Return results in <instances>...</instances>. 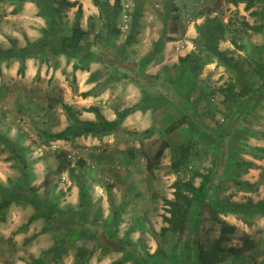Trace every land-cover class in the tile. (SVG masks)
<instances>
[{
	"label": "rangeland",
	"instance_id": "374dc122",
	"mask_svg": "<svg viewBox=\"0 0 264 264\" xmlns=\"http://www.w3.org/2000/svg\"><path fill=\"white\" fill-rule=\"evenodd\" d=\"M77 1L79 2V0ZM233 1L120 0V8H116L118 11H115L114 19L116 26L121 30L117 39V44H120L121 47L117 53L121 54L123 52L122 54L125 56L122 65L132 68L134 73L137 70V72L141 71L144 74L153 75L150 72H146V70L150 66L156 65L159 61L158 55L154 56L144 53L150 43L148 40L141 41L134 38L132 42L125 45L121 52L124 42L122 38L129 32L143 36L141 35V29L145 24L143 25L140 20L152 25L151 29L153 31L156 28L157 31L161 29V33L170 34L176 30L175 34L178 37L181 34H185L187 26L193 20L201 17L206 20L209 18L222 20L230 17L234 22H240L241 18L246 16L239 15L237 11L229 7V2ZM2 2L7 4L11 3V0H2ZM138 2H141V13L138 15L137 25L131 28L132 10ZM248 2L256 6V9H253L251 13H247V18L249 21L253 20L255 26H259V22L264 20V0H248ZM227 7L228 9L225 10ZM212 10H216L217 13L210 12ZM229 10L232 11L229 12ZM260 10L261 13L257 14ZM7 12L9 13V11ZM11 13L16 12L12 10ZM75 13L76 7L62 9L61 19L66 27L72 26ZM1 15H3V9L2 13H0ZM94 22V31L98 32L101 27V21L98 20V16H94ZM161 24L162 27L159 28ZM83 26H86V29L90 27L89 23ZM104 30L108 31V29ZM103 36H105V33ZM250 37L249 40L251 39ZM250 42L254 44L255 48L251 47V45L248 47L243 41H240L239 45L243 53L233 50L231 57L236 66L226 69L224 72H221L220 69L218 71V68H216L210 72L200 69L194 73L189 70L183 73L181 72L182 67L179 63V57L177 60L176 56L179 53L178 47L179 51L187 52V43L182 39L178 47L174 45L169 48L168 61L162 67V71H160L162 72V78L170 80V83L163 84V89L166 91L168 98L163 99V97L150 90L148 92L152 93L150 95L151 100L163 99L160 106L157 105L155 107L156 105H153L154 131L148 135L141 133L140 138H133L128 136V133H123L119 135L118 141L114 146H112L113 143L108 142L93 144L81 136H70L68 139L53 140L50 137L51 134L64 129L68 125V120L62 107L64 102L63 88L52 81L51 84L50 80L45 83L46 79L40 77L38 73L33 76L32 80L27 81L24 75H20L18 72H10V68L6 72L3 70V66H0V178H2L6 186L13 188L12 191H16L14 189L16 186H22L27 182L34 186H39L42 180L48 177L47 190L54 186L52 188L53 196L57 203L64 208L69 204L64 201L67 200V196L71 195V187L75 184L73 173H69L70 169L75 172L77 170L76 163L82 162L83 165L77 172L83 176L85 184L95 198H98L101 193L106 195L108 198L106 206L110 211L116 207V203L119 200L123 199L125 202V207L121 209L122 219L116 237L123 238L122 240L126 244V251H120V253H123L125 258L131 261V264H141L142 257L148 259L150 264H192L193 251L191 244L195 217L193 205L186 214L185 229L182 232H168L166 235H154L153 233H159L160 228L167 225L165 218L169 216V206L165 200L174 199L173 182L177 176L185 181L192 178V173L195 170L205 173L211 168L210 165L208 166L205 163L209 158V154L206 144H204L203 148L205 151L202 154L200 164L191 163L188 164V167L179 169L178 173L174 172L171 162L174 158H178L181 155L182 146H185L186 152L197 154L195 157L200 155L198 153L199 138H196L197 135H194L195 138H193L185 127L177 126L179 128H175L178 130L175 136L174 121L183 115L182 106L189 105L190 102L194 103V100L198 97L201 98V109H206L207 105L212 107L213 115H203L201 119L209 125L210 129L219 128L220 124L227 121L226 115L234 109V102L238 99L236 97L245 94L247 87H258L255 70L258 63H264V35L257 40L251 39ZM202 45V42H197L195 50L198 47H202ZM12 63L9 62L7 67H10L9 65ZM110 67L101 66L99 72H102L103 76H105L111 71ZM137 68L141 70L139 71ZM113 69L114 71L118 70L116 68ZM160 72L158 71L157 74H160ZM133 77L134 75L129 72L127 76L123 77L124 80L121 83L129 82ZM159 82L162 81L159 80ZM231 85H234V89L231 91L226 90V92L231 95L233 100L230 99L229 101L233 103L226 107L227 111H224L226 101H223L222 93L226 87L229 88ZM173 86L178 87L176 92H174ZM262 87L261 93L250 100L246 113L241 115L236 122L234 120L231 123L230 135L225 141V148L228 149L231 160L228 163H225V160L218 163L210 187V199L227 200V195L231 197L234 192L232 188L237 187V182H240L241 172L246 171L250 166L246 163H243L242 166L239 163L237 164L235 160L237 156L234 154V150L238 148V144H245L246 146V135L254 133L256 130L264 129V127L255 128L257 122H261V116H264V83ZM229 108L230 111H228ZM188 109V112L192 113V108ZM169 128L173 129L169 130ZM245 128L246 130L249 129V131H245ZM212 131L210 130V132ZM203 139L205 143L208 142L207 139ZM163 140L168 143V147L164 150L161 158L156 159V152ZM15 141L23 149L27 163L26 175L22 174V163L7 145V143L11 144ZM69 163L70 169L59 171L61 164L63 166ZM262 174L261 178L264 179V169ZM192 180L194 185L197 186L200 182V177L195 176ZM233 201L240 202L239 200ZM15 202L26 204L24 201ZM8 209L0 216L2 218L7 216L8 224L16 225L26 218L25 213L16 212L15 209ZM85 212L83 210L84 215ZM209 215L210 213L205 211L203 222L201 223L204 236L207 235L210 226V222H208ZM220 217L237 227L238 232L232 240L233 245H240L238 238L242 233L248 234L254 241L252 249L244 251L240 258L231 259L228 264H255L260 262L264 257V248L262 249L264 247V235L261 234L264 233V225L259 223L260 216H240L224 213V215L220 214ZM40 220L41 222L44 221L43 223L46 225L49 224L57 235L64 232V227L58 225L54 219L48 222L42 218ZM110 231H113V228L108 227L106 232L109 233ZM89 232L97 234L96 241L89 242L88 245L91 247L89 249L92 250V253L93 251L96 253L100 252L99 255H101L105 251L112 249L106 246L108 241L104 240L100 228L90 227ZM13 235L15 233H9L11 237L6 240V243L9 244L8 246L15 244L12 238ZM86 239L87 237L82 240ZM116 240L112 239L110 243L114 247L118 245ZM80 242L79 244H87L86 242ZM99 248H101L100 251ZM14 250V253H17L16 249ZM134 251H137L138 254Z\"/></svg>",
	"mask_w": 264,
	"mask_h": 264
},
{
	"label": "trees",
	"instance_id": "16d2710c",
	"mask_svg": "<svg viewBox=\"0 0 264 264\" xmlns=\"http://www.w3.org/2000/svg\"><path fill=\"white\" fill-rule=\"evenodd\" d=\"M18 1L22 3L24 1L35 2L38 12L37 15L43 17L46 20V27L41 30L42 36L33 42H27L23 47H17L13 40H10L12 46L7 49H0V60L11 62L12 60L19 61L18 74L24 75L25 71V59L36 58L40 61H48L49 58H55L59 55H64L67 61L73 60V69H87L91 62H99L102 66L110 68H116L118 70L124 71L122 76H127L128 73L134 75V79L139 87L143 90V102H147V106L151 105H161L163 99H167L168 95L163 89V84L170 83V80L164 79L160 74L149 75L140 72L134 73L132 68L125 67L122 65V61L125 59L122 50L125 45L129 44L134 40L135 33L129 32L123 42V47L121 48V54L117 51L120 49V44H117L118 36L120 35V28L115 24L114 13L120 8V0H114L110 3V0H92L93 5L97 7L99 14L98 20L101 21V27L98 32H95V22L94 17L89 16L88 29H83L80 24V18L82 16V6L78 1L69 0H11V2ZM249 4H247L248 6ZM76 7V15L72 26L66 27L61 19V12L63 8ZM141 2L136 3L132 10V22L131 28L137 25L138 15L141 13ZM16 8V7H15ZM14 8V9H15ZM118 8V9H116ZM16 11V10H15ZM212 12V11H210ZM208 12V13H210ZM245 25L248 24L245 22ZM104 29H108L105 31ZM200 34L202 47L199 49L204 51V56L199 54H186L183 57H179V63L182 67L181 72L185 73L187 70L190 72H197L203 67L204 62L210 58L207 54L213 55L219 64L232 68L236 66L233 58L227 56L225 53L217 48V41L220 38L218 32L221 33L223 30V25H217L216 23H210L205 21V24L201 26ZM105 31V32H104ZM105 33V36H103ZM165 38L162 35L156 42L153 43V48L151 49L149 55H154L158 47H161L165 42ZM234 43V42H233ZM119 55V56H118ZM136 69V66H135ZM256 74L258 79V87H247L245 94L241 96L238 95L235 100L234 109L227 114V121L220 124L219 128L213 130L207 125L202 126L197 125L192 116L188 113V108H196L197 103L200 101V97L194 100V103L190 102L189 105L182 106L184 110L183 115L174 121L175 127L180 125H185L190 132L191 136L194 137V133L203 130L204 136L198 137L199 148L198 153L200 155L195 157L197 154H191L186 152L185 146L181 147V155L178 158H174L171 162V166L175 173L180 171L179 169L183 167H188V164H195L201 162L202 154L204 153V144H206L208 154L212 150V165L209 170L205 173H200L198 170L194 171L192 178L197 176L200 177V182L196 186L191 179L183 181L177 176L173 182L174 188V199L165 200L169 206L168 212L169 216L166 217V226L160 228V232L154 235H166L168 232H182L185 229L186 214L190 211L193 205V238H192V264H228L231 259L240 258L244 251L250 250L254 247V241L251 236L246 233L240 234L238 240H240V245H233L232 240L237 235V227L234 224L227 222L220 217V214L228 213L240 216H260L264 215V203L253 202L251 199H247L244 202H236L230 199L218 200L210 199L209 192L211 183L214 179V173L219 162L223 160L225 155V141L230 135L231 123L236 122L238 118L246 113V109L250 104V100L256 98L262 91V86L264 83V63H258L256 68ZM141 73V74H140ZM158 80V81H157ZM161 80L162 82H159ZM72 82H75V77L72 76ZM171 84H173L171 82ZM174 92L178 90V87H174ZM202 89V88H201ZM234 89V85L231 87H226L222 93L223 100L228 102V106L232 105L233 102L229 101L231 95L226 92V90L231 91ZM150 91L157 93L160 99H150L152 93ZM203 93V90H202ZM258 99V98H257ZM233 100V99H231ZM197 101V103H196ZM62 107L65 111L68 125L57 132L51 134L53 140L57 139H68L70 136H102L112 132L120 123L121 119L125 117L129 112L134 110L137 106H132L125 108L121 112L117 113V118L114 121L106 120L100 113L97 107L91 106L88 108H83L95 113V121L81 120L77 113L78 111L74 109L71 105L67 103H62ZM230 111V108L228 109ZM198 126V127H197ZM173 128H169L172 130ZM219 129V130H217ZM210 130L212 132H210ZM153 126L146 129L142 134H151L153 132ZM245 131H249V129ZM247 133V132H246ZM248 134V133H247ZM250 134V133H249ZM253 134V132L251 133ZM247 137V135H246ZM197 138V137H196ZM201 138V140H200ZM203 138L207 139L205 143ZM236 139V138H235ZM7 141V139H6ZM10 151L16 154V158L22 163L23 171L22 174L26 175L27 163L23 153V149L20 148V144L15 141L11 144L7 143ZM239 145V144H238ZM168 147V143L163 140L156 152V159H160L164 150ZM211 148V150H210ZM239 148V147H238ZM237 149L234 150V152ZM237 152V151H236ZM231 160V159H230ZM229 160V161H230ZM61 163V162H60ZM59 163V165H60ZM237 163V162H236ZM69 164H61L59 171H67ZM82 162L76 163V171L73 172L70 169L69 173H73V178L75 180V185L78 188V206L77 209L70 207H61L53 196V187L47 190L49 184V178L45 177L39 186L31 185L30 183L23 184L22 186H16V191H12L13 188H9L4 184H0V213L4 214V211L8 206L15 201H24L35 207V216H31L27 223L32 221L35 217H42L45 221L55 220L58 225L64 227V232L61 234L59 240L74 243L76 239H83L88 236L89 239H96L97 234L94 232H89L88 229L93 227L95 229L100 228L102 231V236L104 240L108 241L106 246L111 247L115 251H126V244H124L123 238L116 237L118 227L121 223V209L125 207V202H121L114 209L111 210L109 216L103 219L101 216V209L96 208L95 215L92 218H88V215L83 214V210L89 211L93 207V202L91 199V193L88 186L83 180V176L77 171L81 169ZM71 176V174H70ZM242 182H237L240 185ZM56 187V185H55ZM119 208V209H118ZM208 211L210 213L208 217V222L210 226L206 236L202 234L203 215L204 212ZM81 214H83L81 216ZM108 225V226H107ZM113 228V231L109 233L106 232L107 228ZM212 232V233H211ZM116 237V238H115ZM117 239L118 245L112 246L111 240ZM96 241V240H95ZM67 249V248H66ZM66 251V250H65ZM138 254L137 251H134ZM90 250L87 248H82L79 251L84 258H87ZM78 256V255H77ZM123 259L125 258L123 255ZM140 261V260H139ZM117 264L122 263V260L116 262ZM141 264H150L148 259L142 257Z\"/></svg>",
	"mask_w": 264,
	"mask_h": 264
},
{
	"label": "crops",
	"instance_id": "0c3cea01",
	"mask_svg": "<svg viewBox=\"0 0 264 264\" xmlns=\"http://www.w3.org/2000/svg\"><path fill=\"white\" fill-rule=\"evenodd\" d=\"M113 1L114 0H110V3L112 4ZM79 2L80 4L82 3L80 24L83 29H86V26L84 27L83 25L88 24V17L98 16L99 11L97 7L93 5L92 0H79ZM7 4H4L2 0L0 1V13H2L3 9V15L0 16V49L10 48L12 46L10 40H13L17 47L25 46L28 41L33 42L38 40L42 36L41 30L46 27V20L37 15L38 8L35 2L24 1L19 3L18 1H14ZM247 4L249 5L247 6ZM229 7L237 11L239 15H245L246 17L241 18L240 22H234L230 17H226L222 20L218 18H209L206 20L204 17H201L193 20L187 26L185 34H181L178 37L175 34L176 30L172 31L170 34L165 32L161 33V29L157 31L156 28H154L155 31H153L151 29L152 25L140 20L143 25L145 24L141 29V35L143 36H140V34L137 33L134 38L141 41L148 40L150 42L144 53H147L148 55L153 48V43L162 35L166 39L164 43L165 45L163 44V46L161 45V47H158L154 54V56H159V61L156 65L150 66L146 72L155 75L158 71H162V67L167 63V57L170 55L168 49L172 48L174 45L178 47L182 39L187 43V52L184 53L179 51L178 47L179 53L177 52V60L178 57H183L189 53L204 56V51H201L199 49L200 47L195 50V45L197 42L201 41L199 29L205 24V21L216 23L217 25H223L221 33L218 32L220 38L218 39L217 48L227 56H231L233 50L243 53L240 49V41H243L248 47L251 45V47L255 48L250 40H257L264 35V20L259 22V26H255L254 21H249L247 18V13H251L253 9H256V6L252 5L248 0H234L233 2H229ZM227 9L228 7L225 8V10ZM12 10H16V13H11ZM7 11H9V13ZM231 11L232 10H229V12ZM212 12H214V14L217 13L216 10H212ZM259 13H261V10L260 12H257V14ZM245 22L248 26L245 25ZM161 27L162 24L159 25V28ZM132 34H134V32H132ZM250 34H252L251 37ZM125 37L122 39L124 40ZM249 37L251 38L250 40ZM207 54L211 57L204 62L203 67L201 68L203 71L210 72L218 68V71L220 69L221 72H224L226 69H229V67L219 64L213 55H210L208 52ZM24 63L25 79L27 81L32 80L33 76H36L38 73L40 77L46 79L45 83H48V80H50V83L52 81L59 87H62L64 102L72 105L78 110L77 115L81 120H96L95 113L83 110V108L91 106L97 107L99 113L106 120L114 121L117 118L118 112H121L125 108L137 106L121 119L119 125L112 132L102 136H81L83 139L88 140L93 144L108 142L113 143L112 146H114L118 141L119 135L123 133H128V136L133 138H140L142 132L154 125V108L153 106L151 107V105L147 106V102H143V90L136 83L135 79L132 78L129 82L121 83V81L124 80L122 76L124 71H114L113 67L107 75L103 76V73L99 72V68L102 66L99 62H91L87 69L74 70V61H67L64 55H59L55 58L50 57L48 61L27 58ZM0 66H3V70L6 72H8V68H10V72L16 73L19 67V61L14 59L13 63L9 65L10 67H7L8 62L0 60ZM244 70L248 72L246 68H244ZM161 74L162 72H160V75ZM72 76L75 77V82H72ZM35 88H37V86H35ZM226 107H228V102L225 103L224 111H227ZM189 114L192 116V119L195 120L197 125L199 124L202 126L203 124L207 125L201 120L202 116L213 115V110L210 105H207V108L204 110L201 109L199 101L196 108L192 107V113ZM260 120L261 122H257V125H255L256 129L264 127V116H261ZM180 126L187 129L185 125ZM175 128L179 127L176 126L174 129ZM175 132L176 136L178 130L175 129ZM203 132V130H200L193 135H197V138L202 137L204 136ZM245 142L247 143L246 146L245 144H239L237 146L239 148H237V152H234L237 156H235V160L237 164L239 163L241 166L243 163L250 166L246 171L241 172L239 180L242 183L237 185V187L232 188V191L234 192L231 194V197L230 195H227V198L232 201L239 200L240 202H244L247 199H251L253 202L264 203V179L261 178L264 169V129L256 130L253 134L247 135ZM225 152L222 161L225 160L224 162L228 163L230 160L228 149L225 148ZM211 153L212 150L208 155L209 158L207 162H205L208 166L212 165V162L210 163L212 159ZM0 184H4L2 178H0ZM101 191H103V189H101ZM91 199L94 205L89 211H86L88 218H92L95 215V211H97L96 208H100L101 216L103 219H107L111 212L106 206L108 204L107 196L101 193L98 195V198H95L91 193ZM64 202L69 203L68 206L65 207L77 209L79 199L78 188L75 184L71 187V195L67 196V200ZM121 202H124V200H119L116 203V206ZM8 208V210L15 209L16 212L25 213L26 218L16 225H11L7 223V216H4L3 218L0 217V264H117L116 262L120 260H122V263L120 264H131L129 259H123V253L113 249L105 251L101 255H99L100 252L96 253L93 251L92 253V250L89 249L91 247L88 245L89 242H95V239H89L88 236L86 240L80 238L76 239L74 243H71V246L66 242L67 240L61 242L59 240L61 234L57 235L55 231L51 229L49 224L46 225L43 223L44 221L41 222L40 218L42 217H35L32 221L27 223L31 216H35V207L31 204H18L12 202ZM259 223L264 225V215H260ZM10 232L15 233L12 237L15 244H10V246H8L9 244L6 243V240L11 237L9 236ZM261 234L264 235V233ZM80 241L82 243L86 242L87 244H79ZM82 248L90 250L91 253L87 255V258H84L81 254L79 255V251L82 250ZM263 248L264 247H262V249ZM14 249H16L17 253H14ZM100 249L101 248H99V251ZM255 264H264V257L260 262Z\"/></svg>",
	"mask_w": 264,
	"mask_h": 264
}]
</instances>
